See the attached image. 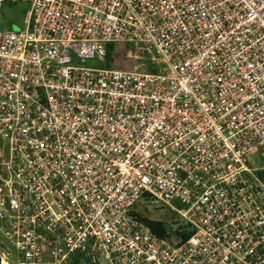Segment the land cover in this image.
I'll use <instances>...</instances> for the list:
<instances>
[{
    "label": "built area",
    "instance_id": "obj_1",
    "mask_svg": "<svg viewBox=\"0 0 264 264\" xmlns=\"http://www.w3.org/2000/svg\"><path fill=\"white\" fill-rule=\"evenodd\" d=\"M17 3L0 264H264V0H0Z\"/></svg>",
    "mask_w": 264,
    "mask_h": 264
},
{
    "label": "rangeland",
    "instance_id": "obj_2",
    "mask_svg": "<svg viewBox=\"0 0 264 264\" xmlns=\"http://www.w3.org/2000/svg\"><path fill=\"white\" fill-rule=\"evenodd\" d=\"M22 7L21 4H16V6H10L9 4H4L0 6V29H10V20H14L16 22H20L22 19ZM115 64L119 65L117 67H123L128 69L131 65V59L126 58L125 56H121L116 58ZM94 67H102V65L96 64ZM264 165V159H261L259 156L255 157L254 166H262ZM255 175L264 181V171L256 172ZM147 203H139V207L137 208V212L142 216L147 218H151L154 220H159L164 227H168L172 223H178L177 215L169 208L164 205H161L157 208H154L153 205L149 204V200ZM175 207H179V204L174 203ZM156 207V206H155ZM0 250L7 251L5 246L3 245L0 239ZM11 254L12 251L8 250Z\"/></svg>",
    "mask_w": 264,
    "mask_h": 264
},
{
    "label": "trees",
    "instance_id": "obj_3",
    "mask_svg": "<svg viewBox=\"0 0 264 264\" xmlns=\"http://www.w3.org/2000/svg\"><path fill=\"white\" fill-rule=\"evenodd\" d=\"M114 49L113 45H109L108 46V57L111 55V51ZM153 225L156 226V228H160L158 224L153 223ZM72 264H92L91 262H89V258H87L84 255V252L76 254L73 257V261Z\"/></svg>",
    "mask_w": 264,
    "mask_h": 264
}]
</instances>
